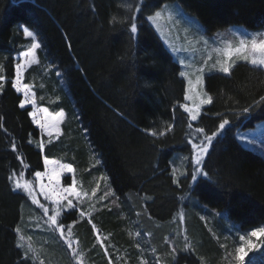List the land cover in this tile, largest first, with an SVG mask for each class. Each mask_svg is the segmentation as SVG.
<instances>
[{"label": "trees", "instance_id": "16d2710c", "mask_svg": "<svg viewBox=\"0 0 264 264\" xmlns=\"http://www.w3.org/2000/svg\"><path fill=\"white\" fill-rule=\"evenodd\" d=\"M169 2H179L209 35L236 25L264 27V0H0V264H34L17 247L16 232L33 203L9 177L29 182L38 199L36 214L44 217L39 204L53 211L57 206L51 200L58 196L53 193L57 177H49L52 166L44 164L46 157L71 164L75 171L65 169L59 187L74 178L77 198L80 182L104 176L108 207L92 221L110 234L107 252L94 245L86 221L78 225L89 264H143L141 257L144 264H158L154 256L161 264H199L203 257L214 263L218 247L196 219L197 210L199 215L204 208L221 213L213 226L217 232L226 224L241 231L264 225V157L237 139L239 131L264 121V70L239 63L230 75H206L213 103L193 123L181 107L186 95L181 67L147 21ZM138 5L140 12H134ZM133 14L136 34L130 32ZM25 27L38 33L35 40L24 35ZM32 43L41 44L37 63L23 70L21 82L34 93L35 105L22 109L23 94L12 82L16 64L25 59L20 54ZM33 111L40 123L59 120L58 136L56 128L51 137L46 128L41 131L30 115ZM222 119L229 121L228 127L214 139L203 163L210 179L200 177L193 183L188 179L192 153L187 141L197 126L209 135L218 131ZM182 155L190 157L189 168L177 185L173 165H179ZM36 171L42 178L35 177ZM59 198L65 204V197ZM186 208L193 243H176L173 253L166 239L177 232L171 220ZM76 214H65V220L76 221ZM50 236L62 248L52 238H37L43 243L44 264H72L58 235ZM249 264H264V256Z\"/></svg>", "mask_w": 264, "mask_h": 264}, {"label": "rangeland", "instance_id": "374dc122", "mask_svg": "<svg viewBox=\"0 0 264 264\" xmlns=\"http://www.w3.org/2000/svg\"><path fill=\"white\" fill-rule=\"evenodd\" d=\"M167 4L172 6L170 8V11L172 13L173 19L169 22H166V26L163 28V30L158 31L155 25H152L151 22L150 21L149 22L151 26L155 29L157 34L160 36V38L162 39L165 47L172 54L175 62H177L180 65L181 71L187 73L186 76H182L186 83L185 97L188 95H192L193 99L192 100L185 99L183 104H187L189 107H192L194 104H200V99L204 98L203 93L206 92L209 95V93L206 91L205 88L206 75L208 74L230 75L229 73H224L220 71L222 62L226 61L228 64H230L231 71L239 63H246L248 65L254 66L249 61L243 60L238 54L235 53L233 54L231 60H227V51L230 48L234 50L239 45L240 39L250 40L255 36L259 40L261 36H264V27L258 29H248L244 26L236 25L209 35L205 32V28L202 22L197 17L187 12L179 2H169ZM176 5L179 6V9L175 7ZM181 9L182 11H180ZM189 18H191V20L197 21L198 23H189ZM205 41L207 42L205 43ZM254 67L261 68L264 70V67L261 66H254ZM201 68L204 69L203 72L198 71ZM197 77H200L199 84H196ZM190 80L193 82V87L191 92L189 91ZM209 105L211 104H201L200 114L198 116V119L196 121H192V120L191 121L193 123L198 122L203 110ZM37 115L39 116V113H37ZM227 127L228 125H226L222 131H220L219 135H221ZM40 129L42 131L41 127ZM56 137L57 136L52 137V140L55 141ZM193 138L198 139L199 138L198 134L192 132L191 139ZM237 139L245 148L255 153L261 154L264 157V121L257 123L255 128L253 129L239 131L237 133ZM182 156H184L185 158L183 157L179 158L180 159L179 165L177 164L178 165L177 166L175 163L173 165V169L175 172L174 179L177 185H179L177 182H179L181 178L186 176L185 173L188 172V168H189L190 157L187 156L188 157L187 158L186 155H182ZM205 158L206 157H204V160ZM192 167H193V163H192ZM199 178L200 177H198L197 180ZM19 180L21 183L27 182L24 179H19ZM103 180H104V176L99 175L98 177H94L92 181L90 177L88 182L86 181L83 182L84 184L80 182L78 186L81 189V197L77 199H72L73 204L77 205V207L75 208L67 207V201H65L64 204L65 206L60 210V216L58 217V221L62 222L63 219V224L65 226L66 232L68 231V227L71 225L72 238L73 240L78 241V244L74 246L77 248L78 252L80 253L81 264H89L87 262V258L85 254L86 253L85 251H88V246L84 245L80 239L78 233L80 231V228L78 227V225L80 224L81 221H86L90 226V228H92V224H94L92 221L93 216L95 217V215L101 213L100 211H102L103 208L108 207V199L107 197L106 198L104 197V193L102 191L101 181L103 182ZM90 181L93 184L90 183ZM35 198L38 201L37 197ZM31 202H32V198H31ZM37 206L38 203H33V206L30 205V212L24 213V220L19 227L21 229V233L18 234V235L22 234L25 236V241H24L25 248L23 249L24 253L27 250V246L29 243H31L33 250L36 253H38L39 259H35V260L32 258V253H29V258L32 259L34 264H39L40 259H42L44 263L46 262L43 255V249H44L43 243L41 242L42 244H40L37 238H46V237L52 238V240H55L58 243L57 246L59 248H62V245L59 243V241L54 237L50 236L56 234L59 237V233L52 231L49 228L48 224L46 223L48 218L47 216L43 214L44 215L43 217L39 215V213L36 214L35 210ZM72 211H76L77 213L76 214L77 220L76 223L74 224L73 221L65 220L66 218L65 214ZM80 212H84L85 215L80 216L79 215ZM188 213H189L188 208L181 209L180 212L171 220L172 229H175V232L177 231L176 233L173 234V236L170 235L166 238L167 240H170L172 242V245L170 247L171 252H173V248H175L176 243H180L181 241H185V240H188L189 243L191 242V240H189L191 226L189 225L190 223L188 220ZM220 214L221 213H218L216 211H209L207 208H204L203 212H201V214L199 213L198 215V210H197L196 219L202 222L204 229L211 236L213 243H215V245L218 247L219 250V259L216 260V262L214 261V263H209L208 262L209 260L206 257H203V259L200 260L199 264H240L239 261L235 260V255H236L235 249L243 244V242L239 240V236L246 235L247 237V233L250 231H241L236 226L231 224L220 226L218 232L214 231L213 226L216 225L215 219L221 218ZM48 215L49 216L55 215V209L53 211L49 210ZM153 225L157 227L156 223H153ZM261 227H264V225H262ZM96 228L99 230L98 232H95L92 228V237L95 239L94 245H96L99 248H103L105 250V248L107 249V245H105V242L106 239H108V236H110V234H106V232H102L97 225ZM29 236L32 238L31 241L27 240V237ZM98 236H99V240L97 239ZM148 236L151 238L152 234L148 233ZM185 237H187V239H185ZM58 239L67 248L64 241L60 238ZM251 240L254 242L255 246L251 250L246 249V255L244 257L243 264H249L251 260H255L256 258L261 259V257L264 256V236H261L259 238L251 237ZM80 242H82V244ZM101 242L103 243V247L101 246ZM49 245L51 244L49 243ZM49 245L46 244L45 246L48 247ZM68 252H69L68 254L69 258L72 257L70 249H68ZM88 253H90V250ZM154 258L156 259L158 264H161L159 256L156 257L154 256ZM70 259L72 261V264H76L75 258L72 257ZM110 261L111 264H114L112 260ZM140 263L143 264L146 263L144 257H141Z\"/></svg>", "mask_w": 264, "mask_h": 264}, {"label": "snow or ice", "instance_id": "6c2138e0", "mask_svg": "<svg viewBox=\"0 0 264 264\" xmlns=\"http://www.w3.org/2000/svg\"><path fill=\"white\" fill-rule=\"evenodd\" d=\"M139 4H144V0H139ZM170 6L167 3H163L162 6L158 7V10H154L153 13L149 14L147 16V21H150L152 25H155L156 29L158 31H162L163 28L166 26V22H169L173 19L172 13L170 11ZM177 9H179V6H175ZM129 11H133L131 5H128ZM139 5L135 8L134 12H140ZM182 11V9L180 10ZM167 13V15H166ZM112 21H116V17H112ZM189 23H198L197 21L191 20L189 18ZM23 33L27 37H32L33 40L36 39L38 36V33L29 30V28L25 27L22 29ZM138 31L137 23L135 22V15L133 14L132 22L130 24V32L132 34H136ZM207 41H205L206 43ZM41 44L40 43H32L28 51L22 52L20 55L21 57L25 58L23 63H17L16 64V76L15 80L12 82V87L15 88V90L19 93L23 94V99L19 103L20 108H25L27 104H33L35 105V99L34 93H31L29 90L28 85L22 84V76H23V70L28 68L31 64L37 63L35 56H36V50L40 49ZM238 54L243 60L249 61L254 66H261L264 67V36H261V38L258 40L255 36L250 39H240L239 45L232 50L231 48L227 51V60H231L233 54ZM203 68L199 69L198 71L203 72ZM220 71L224 73H229L231 71V65L228 64L226 61L221 63ZM57 75L59 73L57 72ZM181 76H186L187 73L181 71ZM4 80L3 76H0V82ZM200 83V77H197L196 84ZM193 82L189 81V91H192ZM3 90V85L0 83V91ZM199 95V94H197ZM202 99H200V104H194L192 107H189L187 104L181 105L183 108V111L185 113H188V116L192 121H196L198 119V116L200 114V105L201 104H212L213 98L209 96L206 92L203 93ZM187 100H192L193 96L188 95L185 97ZM264 99V98H262ZM250 109L245 108L244 111H249ZM44 113H47V109L44 108L41 110ZM30 115L33 117L34 120H37V114L35 111L31 112ZM59 117H63L64 113L60 112L58 113ZM59 120H57L56 124H53L49 121H45V123H40L39 120H37L38 126L42 129H47V134L49 137L53 135V128L57 129V135L59 134L58 130V124ZM229 124V121L227 119H222V121L218 125V131H213L210 135L205 132V129L203 127L197 126L195 128V133L198 134L199 138H193L189 139L187 143L191 145V153H192V163L193 167L191 169V175L188 176V179L191 180L193 183L197 181L198 177H205L210 179L209 172L203 167L204 163V157L208 155L209 149L213 146V140L220 134V131H222L226 125ZM189 128L192 127L191 124L188 125ZM151 135L155 136L157 135L156 132H152ZM40 147H43V144L40 145ZM44 164L46 166H52L49 170V177L52 176L57 177V187L53 189L54 194H58L56 199H52L51 203L55 204L57 207L55 209V215H48L49 208L46 207L43 204H39V207L43 210V214L47 216L46 223L48 224L49 228L52 231L59 233V238L64 241L67 248L71 250V255L73 258L76 259V264H81V256L78 252L77 248L74 246L78 244V241L73 240L72 238V232H71V225L68 227V231H65V226L63 222L58 221V217L60 216V210L65 206L61 203V200L59 196H64L67 201V207L75 208L77 205L73 204L72 199H67V197H73L77 198L80 194L76 192L75 184L76 181L74 178H70V183L63 187H59V176L62 172L67 170L68 173H73L75 170L71 166V164H61L56 160L48 159L47 157L44 159ZM44 174L42 172L36 171L35 177L37 179L42 178ZM187 175V173H185ZM9 179L13 180V186L15 189H18L22 192H25L29 197L32 198L33 203H38L35 196L33 195V190L31 188V185L28 182L21 183L19 179H14L13 176H10ZM179 184V182H177ZM43 187V185H42ZM45 199H49V196L47 193H45ZM80 216H84V212H80ZM91 222V221H89ZM76 223V221H73V224ZM92 228L95 232H98L99 230L96 228L95 224H92ZM16 232L18 234L21 233V229L19 227L16 228ZM261 236H264V227H259L254 230H251L246 235H240L239 240L243 242V244L235 249L236 255L235 260L239 261L240 264H243L244 257L246 255V249L251 250L255 245L254 242L251 240V237L259 238ZM31 237H27L28 241H31ZM99 240V236L97 237ZM187 239V237H185ZM19 241L20 243L17 244V247L24 249L25 248V236L19 235ZM101 246L103 247V243L101 242ZM185 249H190L191 245L185 244ZM223 247V245H222ZM177 251L176 248H173V252L175 253ZM105 252H107V249L105 248ZM29 253H32V258L39 259L38 253H36L31 243L28 244L27 250L25 251L24 258H29ZM39 264H44V261L42 259L39 260Z\"/></svg>", "mask_w": 264, "mask_h": 264}, {"label": "bare ground", "instance_id": "6f19581e", "mask_svg": "<svg viewBox=\"0 0 264 264\" xmlns=\"http://www.w3.org/2000/svg\"><path fill=\"white\" fill-rule=\"evenodd\" d=\"M58 136V135H57ZM45 140V139H44ZM34 141H36V140H34ZM43 142V141H42ZM38 144V143H37ZM44 144V143H43ZM51 144V143H50ZM47 146V145H46ZM39 149V148H38ZM44 153V152H43ZM83 180V179H82ZM84 181V180H83ZM83 181H82V183H83ZM79 182V181H78ZM84 184V183H83ZM81 186V185H80ZM113 197V196H112ZM110 198V197H109ZM75 199V198H74Z\"/></svg>", "mask_w": 264, "mask_h": 264}]
</instances>
